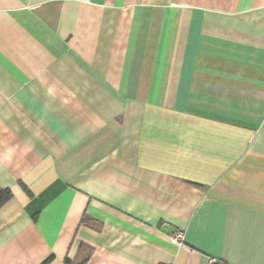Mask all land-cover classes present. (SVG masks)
Segmentation results:
<instances>
[{
  "label": "crops",
  "instance_id": "1",
  "mask_svg": "<svg viewBox=\"0 0 264 264\" xmlns=\"http://www.w3.org/2000/svg\"><path fill=\"white\" fill-rule=\"evenodd\" d=\"M0 190V264H264V0H0Z\"/></svg>",
  "mask_w": 264,
  "mask_h": 264
},
{
  "label": "trees",
  "instance_id": "2",
  "mask_svg": "<svg viewBox=\"0 0 264 264\" xmlns=\"http://www.w3.org/2000/svg\"><path fill=\"white\" fill-rule=\"evenodd\" d=\"M9 197L8 191L0 190V205Z\"/></svg>",
  "mask_w": 264,
  "mask_h": 264
},
{
  "label": "built area",
  "instance_id": "3",
  "mask_svg": "<svg viewBox=\"0 0 264 264\" xmlns=\"http://www.w3.org/2000/svg\"><path fill=\"white\" fill-rule=\"evenodd\" d=\"M182 237V232L181 231H176V233L172 236V240L174 242L179 243V241L181 240Z\"/></svg>",
  "mask_w": 264,
  "mask_h": 264
}]
</instances>
